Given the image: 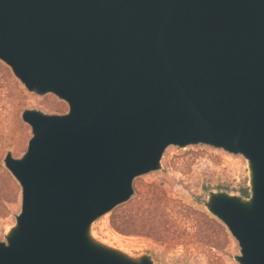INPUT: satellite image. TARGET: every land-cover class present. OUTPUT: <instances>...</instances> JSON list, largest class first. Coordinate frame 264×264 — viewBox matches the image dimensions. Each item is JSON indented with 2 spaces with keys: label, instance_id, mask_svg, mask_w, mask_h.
Listing matches in <instances>:
<instances>
[{
  "label": "water",
  "instance_id": "95a60500",
  "mask_svg": "<svg viewBox=\"0 0 264 264\" xmlns=\"http://www.w3.org/2000/svg\"><path fill=\"white\" fill-rule=\"evenodd\" d=\"M0 60L62 114L25 109L31 138L3 163L21 187L0 264H160L93 224L160 170L169 146L243 155L250 195L208 211L264 264V0H0Z\"/></svg>",
  "mask_w": 264,
  "mask_h": 264
},
{
  "label": "rangeland",
  "instance_id": "374dc122",
  "mask_svg": "<svg viewBox=\"0 0 264 264\" xmlns=\"http://www.w3.org/2000/svg\"><path fill=\"white\" fill-rule=\"evenodd\" d=\"M0 65L9 73L8 80H0L3 161L9 151L21 157L27 149L32 132L22 119L25 109L62 114L68 112L69 105L52 93L39 95L29 91L1 60ZM250 179L249 162L241 154L205 144L169 146L161 169L138 177L134 197L115 209L128 219L134 208L139 212L136 222L130 220L128 233L112 228L111 212L93 224L92 234L131 256L151 255L160 264H240L236 260L241 255L238 241L230 233V241L225 242L217 231L205 232L200 227L199 212L212 216L206 205L212 192L248 197ZM150 204L153 205L146 217ZM20 211L21 200L12 206L8 217L0 219V240H7Z\"/></svg>",
  "mask_w": 264,
  "mask_h": 264
},
{
  "label": "trees",
  "instance_id": "16d2710c",
  "mask_svg": "<svg viewBox=\"0 0 264 264\" xmlns=\"http://www.w3.org/2000/svg\"><path fill=\"white\" fill-rule=\"evenodd\" d=\"M5 78L8 80L9 73L6 68H3L0 65V80ZM21 197V187L18 182L14 179L12 174L5 168L2 159L0 158V219L6 218L11 214L12 206L19 203ZM153 204L149 205L147 209L146 217H148L149 212ZM136 209L131 213V218H125L123 214L117 210L112 212L111 216V226L116 231L127 234L128 226L130 220L136 222L139 219V212L136 213ZM139 210V209H137ZM201 217L200 227L203 228L205 232H208L210 229L217 231L225 242L230 241V234L227 231V228L219 222L216 218H213L206 212H199Z\"/></svg>",
  "mask_w": 264,
  "mask_h": 264
}]
</instances>
